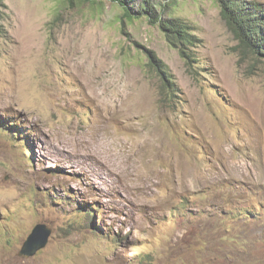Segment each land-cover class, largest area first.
I'll return each instance as SVG.
<instances>
[{"label": "rangeland", "instance_id": "374dc122", "mask_svg": "<svg viewBox=\"0 0 264 264\" xmlns=\"http://www.w3.org/2000/svg\"><path fill=\"white\" fill-rule=\"evenodd\" d=\"M151 1L189 60L137 6L3 0L0 264H264V59L216 0Z\"/></svg>", "mask_w": 264, "mask_h": 264}, {"label": "trees", "instance_id": "16d2710c", "mask_svg": "<svg viewBox=\"0 0 264 264\" xmlns=\"http://www.w3.org/2000/svg\"><path fill=\"white\" fill-rule=\"evenodd\" d=\"M122 6L128 12L129 7L137 6L136 16L144 14L148 20L155 23L163 32L166 42L179 49L180 55L189 60V56L184 48L194 46L197 39L190 34L187 26L177 18L164 17L155 10L151 0H110ZM219 6V16L226 29L237 41V46L246 54L259 56L264 59V7L255 0H216ZM4 8L3 0H0V20L2 18L1 9ZM2 26L0 25V35ZM179 45V46H177ZM148 66L161 79L162 84L171 87L172 76L168 66L164 64L154 52L146 51ZM24 141V140H22ZM88 216V214H87ZM248 218H250L248 216ZM90 225L95 221L86 218ZM93 227V226H90ZM97 232L98 227L93 229ZM92 232L91 233H95ZM106 235V234H105ZM108 237V236H106ZM118 241V240H117Z\"/></svg>", "mask_w": 264, "mask_h": 264}, {"label": "water", "instance_id": "95a60500", "mask_svg": "<svg viewBox=\"0 0 264 264\" xmlns=\"http://www.w3.org/2000/svg\"><path fill=\"white\" fill-rule=\"evenodd\" d=\"M49 232L41 226H36L31 235L26 241L23 242L21 249L18 252V256L29 257L34 255L38 250L42 249L46 242Z\"/></svg>", "mask_w": 264, "mask_h": 264}, {"label": "clouds", "instance_id": "9594fccd", "mask_svg": "<svg viewBox=\"0 0 264 264\" xmlns=\"http://www.w3.org/2000/svg\"><path fill=\"white\" fill-rule=\"evenodd\" d=\"M35 227H36V226H35ZM35 227H34V228H35ZM34 228H32V230H31L30 234L32 233V231H33V229H34ZM21 246H22V245H21ZM20 249H21V248H20ZM18 252H19V251H18ZM17 254H18V253H17Z\"/></svg>", "mask_w": 264, "mask_h": 264}]
</instances>
